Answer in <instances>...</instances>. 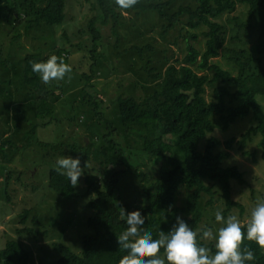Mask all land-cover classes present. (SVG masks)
Returning a JSON list of instances; mask_svg holds the SVG:
<instances>
[{"label": "trees", "instance_id": "trees-1", "mask_svg": "<svg viewBox=\"0 0 264 264\" xmlns=\"http://www.w3.org/2000/svg\"><path fill=\"white\" fill-rule=\"evenodd\" d=\"M238 5L244 6L246 11V21L238 26L250 31L257 24L264 37V0H190L188 3L184 0H138L132 8L123 10L134 13L131 22L125 21L127 18L115 0L89 2L93 52L102 41V30L96 25L97 21L102 25L110 24L111 31L117 36L127 27L137 30L136 18H143L149 24L148 28L159 26L163 38L178 32L184 38L187 52L165 69L162 65L142 68L158 81L156 86L147 89L143 99L119 97L112 111L106 113L90 95L97 123L106 128L102 135L98 131L94 133L101 138L100 143L85 141L84 145L64 146L41 142L45 152L78 156L83 169L92 161L98 163L97 172L85 178L87 188L83 194L76 192L68 178L54 168L48 173V186L59 197L81 202L83 198L85 206L92 210L86 220L90 233L81 238L79 252L63 242L52 243L58 254L55 264H118L119 258L126 254L117 243V236L128 226L122 216L123 209L140 211L145 219L144 230L152 231L154 237L160 227L167 232L176 216L197 229L205 215L204 207H213L216 203V186L225 201L223 214L229 215L234 207H239L244 214L245 207L232 198V180L244 183V173L236 165L224 166L236 138L227 139L225 149H221L223 142L214 134L218 128L226 131L237 120L253 115L257 124L241 135L237 145L244 155L256 160L255 153H250L246 147L256 136H261L259 146L264 159V109L258 99L264 97V60L248 54L246 49L233 48L230 58L238 68L237 74L213 62L225 46L228 32L227 25L219 19L226 13L235 12ZM66 9L67 0H0V14L8 19L14 15L15 21L23 14L27 31L36 26L52 30L64 24ZM177 38L175 45L179 44ZM200 38L205 39L203 47L195 43ZM157 45L155 38H140L130 48L126 46L122 52H117L124 55L139 53L143 56L141 60L149 59L152 64ZM57 53L68 64L61 51ZM93 57L98 58L96 54ZM46 59L40 52L4 56L0 50L1 160L12 162L19 151L31 146L24 142L21 148L14 135L3 137L12 129L10 112L28 120L26 123L32 128L26 130V136L36 133L39 119L53 115L55 103L49 99L52 90L32 71L30 63ZM12 76H19L18 83L13 84ZM208 86L214 87L211 101L206 97ZM17 95H20L18 99H24L23 108L20 103L14 104ZM144 158L150 160L153 172L142 169ZM3 169L0 166V172ZM129 172L137 178V193L134 192L132 199L123 200L121 183ZM13 174L12 171L5 173L8 200L11 199L8 189ZM181 198L183 204H179ZM31 213V210H24L19 214L23 226L18 227L16 237L8 239L0 249V264H35L22 239H38L41 234H47L51 224L46 225L39 214ZM30 216L32 225L28 224ZM49 219L53 217L46 216V220ZM202 243L215 252L213 243ZM241 248L254 253V261L248 264H264V247L244 239Z\"/></svg>", "mask_w": 264, "mask_h": 264}, {"label": "rangeland", "instance_id": "rangeland-1", "mask_svg": "<svg viewBox=\"0 0 264 264\" xmlns=\"http://www.w3.org/2000/svg\"><path fill=\"white\" fill-rule=\"evenodd\" d=\"M91 1L67 0L66 20L64 24L55 26L52 30L46 26H36L27 31L23 14H21L22 18L16 21L14 15L8 16L12 18L8 19L0 14V50L3 51L4 56L40 52L48 58L61 51V55L68 59V65L72 69L63 80H52L47 83L52 90L49 99L55 103L53 115L39 119V127L34 135L26 136V130L32 127L26 123L28 120L20 119L14 111L9 115L12 129L3 134V137L14 135V139L21 148L24 142L30 143L31 146L19 151L12 162L1 160L0 155V166L4 168L0 172V249L5 246L8 239L16 237L15 230L23 226L20 224L19 214L24 210H31V214H39L46 225L51 224L47 234H41L38 239H22L31 251L35 264L56 263L58 254L53 249V242H63L75 252H79L81 238L90 233L86 220L92 214V210L84 204L85 199L82 198V202L80 200L66 201L48 186V173L51 168H54L55 161L70 154L61 156L55 155L53 151L45 152L40 145L41 142L64 146L73 143L84 145L85 141L100 143L101 138L94 133L98 131L102 135L106 132V128L101 123L99 125L97 123L90 95L98 103L99 109L106 113L112 111L113 104L119 97L135 96L143 99L147 89L156 86L158 81L142 68L162 65L165 69L168 64L182 59L187 52L184 38L179 36L178 32H172L170 36H167L168 38H163L160 27L152 25L148 28L149 24L145 23L143 18L135 19L137 30L127 27L120 30L117 36L111 31L110 24L102 25L97 21L96 25L102 30V41L93 52L94 42L90 29L92 13L89 9ZM184 2L188 3L190 0H184ZM244 9V6L238 5L235 12L226 13L219 19L227 25L228 32L225 46L213 62L233 74L238 72L237 66L230 58L233 48L246 49L248 54L264 60V37L261 36L257 24L250 31L238 26L246 21ZM123 14L127 18L125 21L131 22L130 18L134 16V13L123 11ZM146 37L150 40L155 38L158 44L157 52L152 55V64L149 63V59L141 60L143 56L139 53L124 55L117 52L118 50L122 52L126 46L130 48L139 42L140 38ZM175 37H178L177 45H175ZM204 42L205 39L200 38L195 43L203 47ZM94 54L97 55V59L93 57ZM166 58L169 60L166 61ZM12 77L15 82L13 84L18 83L19 76ZM213 89V86L207 87L206 97L209 101L214 99ZM19 97L20 95L16 96L14 104L20 103L23 108L24 99H18ZM258 99L264 109V97L259 96ZM18 124L20 127L17 129ZM256 124L255 117L250 115L245 119L237 120L226 131L221 128L214 131L215 136L223 142L221 149H225L224 142L227 139L236 138L235 147L230 151L231 156L224 161V166L236 165L244 173V183L232 180V198L245 207V212L242 215L240 208L234 207L229 214L236 215L241 221H246L251 207L257 201L264 199V159L262 148L259 146L261 136H256L246 147L250 153H255L256 160L249 155H244L237 145L241 135ZM143 160L145 165L142 169L153 172L150 160L148 158ZM97 165V162L92 161L83 169L84 173L75 186L76 192L85 193L87 188L85 178L97 172ZM10 171L14 174L8 189L11 199L8 200L5 194V173ZM137 187L138 181L132 172L123 176L120 189L122 199L130 200L135 197L134 192L137 193ZM214 190L216 203L213 207H204L205 215L197 229L205 226L215 229L219 226L214 219V213L217 209L223 210L226 205L222 191L216 186ZM179 204H183V198ZM46 216H51L53 219L46 220ZM31 217L28 220L29 225H32Z\"/></svg>", "mask_w": 264, "mask_h": 264}, {"label": "clouds", "instance_id": "clouds-1", "mask_svg": "<svg viewBox=\"0 0 264 264\" xmlns=\"http://www.w3.org/2000/svg\"><path fill=\"white\" fill-rule=\"evenodd\" d=\"M137 2L115 0L122 10L132 8ZM30 63L32 71L45 84L63 80L72 71L71 66L55 54L44 61ZM53 167L66 176L72 186L79 183V177L84 173L78 156L60 157ZM122 216L128 226L117 236V243L126 254L119 258L118 264H248L255 257L251 250H242L243 240L255 241L264 247V199L251 207L246 221L234 214L225 216L222 209H217L214 219L218 227L194 229L176 216L172 227L167 232L160 227L155 237L152 231L144 230L145 219L140 211L123 209ZM202 241H212L215 252Z\"/></svg>", "mask_w": 264, "mask_h": 264}]
</instances>
